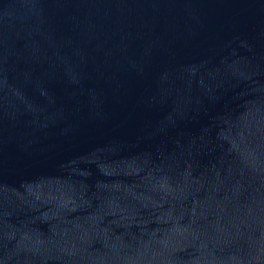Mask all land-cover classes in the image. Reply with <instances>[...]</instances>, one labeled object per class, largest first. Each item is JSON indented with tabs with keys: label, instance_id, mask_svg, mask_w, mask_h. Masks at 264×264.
Masks as SVG:
<instances>
[{
	"label": "water",
	"instance_id": "95a60500",
	"mask_svg": "<svg viewBox=\"0 0 264 264\" xmlns=\"http://www.w3.org/2000/svg\"><path fill=\"white\" fill-rule=\"evenodd\" d=\"M0 264H264V0H0Z\"/></svg>",
	"mask_w": 264,
	"mask_h": 264
}]
</instances>
